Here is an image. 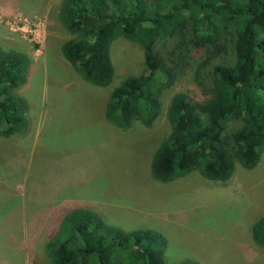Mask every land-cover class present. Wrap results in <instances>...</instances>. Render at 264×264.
Returning a JSON list of instances; mask_svg holds the SVG:
<instances>
[{
    "label": "rangeland",
    "instance_id": "374dc122",
    "mask_svg": "<svg viewBox=\"0 0 264 264\" xmlns=\"http://www.w3.org/2000/svg\"><path fill=\"white\" fill-rule=\"evenodd\" d=\"M61 1L0 0V48L26 57V77L15 90L25 103V126L0 136V264H49L46 243L77 207L125 231L158 230L168 263L264 264V246L252 236L254 222L264 215V152L253 168L237 163L225 181L199 170L160 181L150 170L171 131L172 97L183 92L207 99L213 68L229 61L231 49L215 47V53L206 45L175 55L177 77L163 90L151 126L134 119L121 129L106 119V102L123 78L144 73L143 48L117 37L112 83L85 80L61 50L75 36L60 23ZM170 48L160 50L167 60ZM240 125L228 124L230 146Z\"/></svg>",
    "mask_w": 264,
    "mask_h": 264
},
{
    "label": "trees",
    "instance_id": "16d2710c",
    "mask_svg": "<svg viewBox=\"0 0 264 264\" xmlns=\"http://www.w3.org/2000/svg\"><path fill=\"white\" fill-rule=\"evenodd\" d=\"M58 18L75 35L62 44L64 57L94 85L114 80L111 47L117 37L143 48L144 73L123 78L106 102V119L121 129L134 119L151 126L163 90L177 77L175 55L206 45L221 52L228 46L231 57L214 66L207 99L183 92L172 97L171 131L153 154L151 174L171 181L199 170L208 179L225 181L237 163L247 169L259 163L264 152V0H62ZM164 46L173 49L169 60L160 53ZM25 63L23 53L0 48V136L25 126V103L15 94L26 77ZM231 120L241 122L232 146L226 135ZM252 236L264 246V215L254 222ZM164 247L158 230L125 231L77 207L62 217L45 251L49 264H199L191 259L168 263Z\"/></svg>",
    "mask_w": 264,
    "mask_h": 264
}]
</instances>
